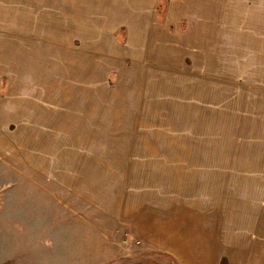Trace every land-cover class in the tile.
Masks as SVG:
<instances>
[{"label": "rangeland", "instance_id": "1", "mask_svg": "<svg viewBox=\"0 0 264 264\" xmlns=\"http://www.w3.org/2000/svg\"><path fill=\"white\" fill-rule=\"evenodd\" d=\"M166 1L160 21L159 2L79 0L72 40L64 0H23L53 28L0 38V264H173L150 251L172 231L186 264H264V0ZM105 3L131 13L126 45L103 14L90 37Z\"/></svg>", "mask_w": 264, "mask_h": 264}, {"label": "crops", "instance_id": "2", "mask_svg": "<svg viewBox=\"0 0 264 264\" xmlns=\"http://www.w3.org/2000/svg\"><path fill=\"white\" fill-rule=\"evenodd\" d=\"M139 1V5L135 11V15L138 19L141 18H145V19H149L150 15H154L156 18V6L158 4V2L160 0H154V1H149V0H137ZM22 2L23 0H0V38H7V39H16V38H20L22 36L21 32H29L32 33V38L33 37H47L49 35H51L52 32V28H53V24H46L43 21V15L41 17H39L37 24L35 22L32 21V17L33 15H35V12H32V7L31 6H26L24 9L21 8L22 6ZM79 0H64V4L67 5V8L65 10L64 13V20L61 21V32L63 33L61 35L62 38H66V39H74V40H78V39H84L86 37V33H89V30L87 29V26L84 25V21H82L83 19H79V14L78 12L80 11V3L78 4ZM64 6V5H63ZM154 10V11H153ZM49 11V8L46 9V12ZM89 13H93V16L90 18H86V23L88 25H92L93 27H95V31L90 35V37L94 38V39H99L104 37V35H102L101 33V16L102 14L105 16L104 22H105V26L104 28L108 29V31L110 33L113 34L114 39L120 44V45H126L127 39L130 38V35L126 34V39L123 41V43L119 42L117 39V35H118V31L122 30V29H126L127 33L129 30V27L126 26V24H128V15H130L131 13H127L124 10H116V9H112V6L105 3L103 6L101 4H97L96 7L94 8V10H91ZM126 16V18H125ZM21 20H23L21 22ZM41 22L42 25L39 23ZM28 23V24H26ZM118 23H120V25H118ZM33 24H36V26L34 27ZM239 27V26H238ZM100 44V40L98 41ZM244 42H241V45ZM10 44H8L7 46H4L3 48L8 51V47ZM32 47H34L32 45ZM76 48V47H75ZM242 48L244 49V45L242 46ZM255 51H257L254 48ZM20 51H26V49L22 48L20 49L18 52ZM99 54L102 53V51H104L105 53L106 50H97ZM33 52V51H32ZM38 52V51H37ZM75 53L78 54H83V52H80V48L77 47V50L74 51ZM135 53H139V51H134ZM260 52V51H259ZM7 53L4 54L3 56H7ZM35 53V52H33ZM40 53V52H38ZM141 53V52H140ZM261 53V52H260ZM96 54V53H94ZM1 57V55H0ZM260 66H264V61H262V58H260ZM28 64V63H27ZM29 65V64H28ZM245 66H237L238 70H242L243 72L245 71ZM14 69H17L19 71H28V70H32V73L36 76L39 72L40 69L37 66H13ZM200 66H196L195 68H193L194 70L199 68ZM237 82H238V86H241L240 84H246V80L245 78H236ZM187 81L191 84H193L194 86H202L204 85V81L201 79H197L196 77H193V79H187ZM248 82V81H247ZM210 85V84H209ZM258 86H262L264 88V79H262L260 84H257ZM263 94L259 95L256 94L255 92L253 94H248L252 95L254 97H259L258 102L262 103V107L259 108V113L258 115H254L256 120H261L263 126H264V92H262ZM194 102H197L202 104L203 106L206 107L207 104V99H206V93H198L195 94L194 93ZM247 96V97H248ZM210 99L208 98V102ZM192 102V101H191ZM31 117L32 115L28 116V121L31 122ZM31 133V130H30ZM4 134H6V132L4 131ZM15 136V135H14ZM0 139H2L3 141L8 140L11 141V138L6 135L3 136L1 135ZM10 139V140H9ZM264 141V139H263ZM1 142V141H0ZM206 150V154L207 157L204 158V161H211L213 164L217 163L216 161H219L220 159L217 157H211L210 154H212L210 149H205ZM192 168H196L198 166H196V164ZM181 164H176L173 166V168H176V177L178 176V172L180 171L179 168H181ZM199 168V167H198ZM55 180H59L61 178V176L55 174ZM178 235V233L176 231H172L169 234H166L167 237H164L162 241L157 242V246L158 248H152L150 249V251H158V252H164V253H168L173 255L179 264H186V260L184 258H182V255L180 252H176V249H174V247L176 246H181L179 244H174L172 241L173 239ZM166 239V240H165ZM163 242V243H162ZM164 245V246H163ZM164 248H162V247ZM177 248V247H176ZM178 249V248H177ZM179 250V249H178ZM179 254V255H178ZM157 257V256H155ZM161 258V257H159ZM184 259V260H183ZM160 260V259H158ZM155 262V261H154Z\"/></svg>", "mask_w": 264, "mask_h": 264}, {"label": "trees", "instance_id": "3", "mask_svg": "<svg viewBox=\"0 0 264 264\" xmlns=\"http://www.w3.org/2000/svg\"><path fill=\"white\" fill-rule=\"evenodd\" d=\"M158 9L160 10L158 13H157V16H158V20H162L163 17H164V14L166 13V9H167V1L166 0H160L159 1V4H158ZM161 254V256L164 255V252H158ZM172 261H173V264H178L177 260L175 257H172L170 255H167Z\"/></svg>", "mask_w": 264, "mask_h": 264}]
</instances>
